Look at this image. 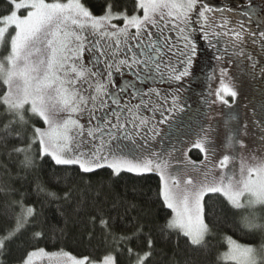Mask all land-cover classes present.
<instances>
[{
  "label": "snow or ice",
  "instance_id": "6c2138e0",
  "mask_svg": "<svg viewBox=\"0 0 264 264\" xmlns=\"http://www.w3.org/2000/svg\"><path fill=\"white\" fill-rule=\"evenodd\" d=\"M214 11L203 0H100L94 7L86 0H6L0 12V49L5 52L0 58V140L11 138L9 154L23 157L22 168L33 170L37 159L49 157L89 185L103 170L109 177L125 172L159 176L158 197L171 210L159 235L147 211L133 216L137 205L130 203L122 213L116 203L105 207L103 183L96 190L88 224L93 232L99 229L115 253L102 264H119L117 254L127 255L129 264H152L165 234L183 236L197 250L205 247L212 234L205 197L214 195L224 198L239 214L243 229L255 237L252 244L229 237L224 258L233 264H264V158L237 165L231 154L217 157L211 129L204 126L183 149L150 147L161 135L160 126L171 129L169 122L183 111L178 88L171 94L156 85L179 83L189 75L193 32L204 31L207 39ZM226 26V21L214 25ZM230 32L234 46L243 44L242 31ZM174 40H182L187 50L180 52L183 69L162 67L165 56L176 55ZM117 75L134 79L120 86ZM216 95L227 104L224 97L235 98L237 92L221 80ZM193 150L203 155L199 164L189 155ZM173 160L183 166L175 172H198L199 181L187 176L181 187ZM75 190L70 183L59 192L39 183L35 189L50 202H70ZM14 192L7 183L0 185L5 201L0 211L11 212L13 221L0 234V264H7L9 245L23 231L31 229L36 243L54 238L57 231L40 221L35 205ZM51 255L36 247L20 264H36ZM69 259L90 264L88 257Z\"/></svg>",
  "mask_w": 264,
  "mask_h": 264
},
{
  "label": "trees",
  "instance_id": "16d2710c",
  "mask_svg": "<svg viewBox=\"0 0 264 264\" xmlns=\"http://www.w3.org/2000/svg\"><path fill=\"white\" fill-rule=\"evenodd\" d=\"M86 2L94 7L100 0ZM204 3L216 11L209 14L213 20L207 29V39L204 31L193 32L192 40L198 45L199 54L195 74L201 75V80H205V83L209 65L215 62V53L229 54L238 63V90L262 94L264 97V9L256 6L254 0H204ZM5 8L6 0H0V12ZM225 21V28L214 27ZM233 28L244 33L243 44L239 47L234 46V38L230 32ZM213 31L220 32L221 35L217 37L212 34ZM226 31L230 33L228 36L223 35ZM4 55V50L0 49V58ZM236 116L235 107L226 115L230 120H234ZM234 136L236 137V132ZM12 144L11 138L7 142L0 140V185L7 183L15 190L13 195L16 198L22 196L26 204L35 205L41 212L40 221L57 231L54 238L41 240L39 243L32 240L31 229L23 231L9 245L7 264H20L25 253L36 247L50 253L76 258L88 257L90 262H103L107 255L115 254L99 229L93 232L88 224V216L92 211L91 201L102 183L105 207L116 203L120 205L118 211L122 213L124 204L137 205L131 215L143 216L147 211L151 227L157 235L171 214V210L163 207L158 197L160 181L156 174L137 176L125 172L119 177H109L108 171L103 170V175L95 176L89 185L76 176L74 171H66L65 166L55 165L49 157L37 159L35 169L25 170L20 164L23 157L9 154ZM191 154L193 158L201 159V154L196 150ZM38 183L57 192L62 191L66 183H70L76 190L70 202H50L37 195L35 189ZM4 203V197L0 196V206ZM205 219L213 230L205 247L197 250L183 236L165 234L157 244L152 264H233L223 260V253L227 250L225 238L230 236L249 244L255 242V237L243 229L239 214L229 207L223 197H205ZM12 223V213L4 214L0 211V234L9 229ZM117 255L119 264H129L127 255Z\"/></svg>",
  "mask_w": 264,
  "mask_h": 264
},
{
  "label": "rangeland",
  "instance_id": "374dc122",
  "mask_svg": "<svg viewBox=\"0 0 264 264\" xmlns=\"http://www.w3.org/2000/svg\"><path fill=\"white\" fill-rule=\"evenodd\" d=\"M254 4H256V6L259 8L264 9V0H254ZM172 35L175 37L174 33ZM174 43H176L178 49H173V51L176 52V55L169 53V58L172 59L171 65H173L174 62V65L180 66L181 69H183L185 65L182 63V61L185 60V57L180 55V52L187 50L184 49V42L182 40L178 42L174 40ZM198 62V45L195 44V56L192 57L189 75L183 77L181 80L182 83H186L191 78L192 73H194V71L198 68ZM222 70H224L223 74ZM237 70L238 63L236 62L235 58L229 54H220L216 52L215 62H212V64L209 65V73L206 78L207 81L204 83L205 85L199 88L197 85V88L193 89L194 91L189 93V98L186 101V105L188 107V113H190L189 116H192V107L194 106V102L198 99V96L201 98L204 97L203 99H208V109L207 113L205 114L204 127L211 129V136L216 144V156L222 158V156L225 154H231V156L234 158V162L239 165L241 161H244L245 163H255L254 158H264V97L262 94L257 95L255 93H246L241 89L239 91L237 88L238 85L236 83ZM197 77H199V80L202 79L201 75H197ZM125 78L131 80L134 79L131 76H126ZM115 79H118V76H116ZM221 80H223L237 92V96L235 98H232L231 96L224 97L228 100L227 104H224L216 95L217 90L220 88ZM158 85H163V82L159 83ZM172 87L179 89L178 104L182 106L181 101L182 96L184 95L181 92L183 90L182 86H180V84H174ZM233 107L237 109V116L234 117V120H230L229 118L227 119L226 115ZM202 119H200V121ZM169 123L171 124L172 121ZM190 124L191 122L185 124L183 121H179L175 126L176 130L172 131L167 129L168 124L161 125V135L156 138L150 147L156 151H161L165 148L171 150L173 147L178 149L185 148L195 138L194 133H198L201 128L195 127L192 132L189 130H186L185 132L184 129ZM234 132H236V137L234 136ZM179 155V152H173L174 157ZM189 155L192 157V159L196 160L198 164L201 160H203L202 154L201 159L198 160L193 158L191 153H189ZM237 157L238 159H236ZM176 168H183V166L177 164L175 160H173V174L177 175L181 180V187H183V181L187 176H192L197 182L199 181L200 173L193 172L191 170L180 171L177 173L175 172ZM229 237L230 236H227L225 238L227 250L223 253V260H226L224 257L228 252ZM231 239L235 240L239 244H249L243 243L233 237H231ZM50 254H52L51 258H45L43 260L38 258L36 260V264H72L71 259H69L71 256L69 255L60 253ZM90 264H102V262H90Z\"/></svg>",
  "mask_w": 264,
  "mask_h": 264
},
{
  "label": "flooded vegetation",
  "instance_id": "af4514ba",
  "mask_svg": "<svg viewBox=\"0 0 264 264\" xmlns=\"http://www.w3.org/2000/svg\"><path fill=\"white\" fill-rule=\"evenodd\" d=\"M177 50L178 47L176 46V48H174V50ZM171 62H172V59L169 58V54L167 56H165L163 58V60L161 61L162 63V67L164 64H170L171 65ZM172 66H175L177 69H181L180 66H176L174 65V62H173V65ZM118 76V79H115L117 81V83L120 85V86H125V85H128L129 81H131V79H127L125 77L123 78H120L119 75ZM204 81L205 80H199V77H197V75L195 74V71L194 73H192V76L191 78L186 82V83H182L181 81L179 83H173V84H164L163 82V85H156L157 87L161 88L162 90H167L169 93L171 94H177L176 93V87H172L174 84H180V86H182L183 90L181 91L182 94H184L182 96V108H183V111L180 112V114L176 117H174V120L172 121V127L171 129L169 128V126L167 127L168 130L172 131V130H176V124L180 121L183 123H190V125H188L187 128H185V132L186 130H189V131H193L195 129V127L199 128L201 126H204V123H205V114L207 113V105H208V99H203L201 97L198 96V99L194 102V106L192 107V116H189L190 113H188V107L186 105V101L188 100L189 98V93L194 91L193 89H196L197 88V85H198V88L201 87V86H204ZM195 84V85H194ZM140 86V85H139ZM142 87V86H141ZM169 99H171V96H169ZM200 99V100H199ZM186 110H187V113H186ZM203 115V116H201ZM204 117V118H203ZM203 118V119H202ZM200 119H202L200 121ZM194 123V124H193ZM185 127V125H184ZM196 128V129H197ZM190 133V132H189ZM169 134V133H168ZM170 135V134H169Z\"/></svg>",
  "mask_w": 264,
  "mask_h": 264
}]
</instances>
